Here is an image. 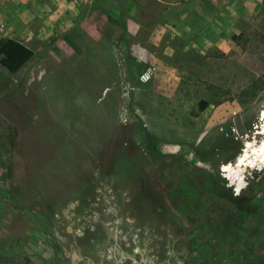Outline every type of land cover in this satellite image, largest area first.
I'll use <instances>...</instances> for the list:
<instances>
[{
  "label": "rangeland",
  "instance_id": "rangeland-1",
  "mask_svg": "<svg viewBox=\"0 0 264 264\" xmlns=\"http://www.w3.org/2000/svg\"><path fill=\"white\" fill-rule=\"evenodd\" d=\"M4 38L0 264H264V0H0Z\"/></svg>",
  "mask_w": 264,
  "mask_h": 264
},
{
  "label": "trees",
  "instance_id": "trees-1",
  "mask_svg": "<svg viewBox=\"0 0 264 264\" xmlns=\"http://www.w3.org/2000/svg\"><path fill=\"white\" fill-rule=\"evenodd\" d=\"M33 54V50L14 38L0 39V65L11 73L17 72L22 66H24ZM263 86L264 79L263 77H259L245 87L240 92V95L250 96L254 94L258 88ZM207 105L208 102L205 99H200L198 101V112L203 111Z\"/></svg>",
  "mask_w": 264,
  "mask_h": 264
},
{
  "label": "water",
  "instance_id": "water-1",
  "mask_svg": "<svg viewBox=\"0 0 264 264\" xmlns=\"http://www.w3.org/2000/svg\"><path fill=\"white\" fill-rule=\"evenodd\" d=\"M234 192L238 193L239 192V188L238 187H234Z\"/></svg>",
  "mask_w": 264,
  "mask_h": 264
}]
</instances>
